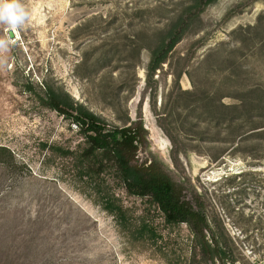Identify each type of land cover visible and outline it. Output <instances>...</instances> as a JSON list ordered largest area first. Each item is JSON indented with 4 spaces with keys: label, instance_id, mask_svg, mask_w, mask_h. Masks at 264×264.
Listing matches in <instances>:
<instances>
[{
    "label": "rangeland",
    "instance_id": "374dc122",
    "mask_svg": "<svg viewBox=\"0 0 264 264\" xmlns=\"http://www.w3.org/2000/svg\"><path fill=\"white\" fill-rule=\"evenodd\" d=\"M21 2L19 40L0 25V264L191 259L188 226L130 195L43 83L108 125H141L132 163L181 186L235 264H264V0ZM172 24L185 32L150 78L144 47Z\"/></svg>",
    "mask_w": 264,
    "mask_h": 264
},
{
    "label": "trees",
    "instance_id": "16d2710c",
    "mask_svg": "<svg viewBox=\"0 0 264 264\" xmlns=\"http://www.w3.org/2000/svg\"><path fill=\"white\" fill-rule=\"evenodd\" d=\"M211 1L205 0V5ZM184 32L185 29L178 30V26L172 24L155 46L144 47L150 54L147 68L150 78L165 63ZM43 87L52 110L74 120L93 149L112 154L119 167V177L130 195L152 199L166 220L188 226L192 233L191 259L188 264H193L198 257L201 261H218L222 264L237 262L232 251L226 250L213 234L211 239L208 238L211 229L202 207H194L182 195L181 186L171 180L162 169L157 170L155 162L146 167L132 163L139 145L141 125L132 127L130 123L126 126L128 119L122 126L108 125L84 106L74 103L67 94L57 92L48 83H43ZM25 91L32 92L31 85H25ZM6 152L10 154L8 149L0 147V155Z\"/></svg>",
    "mask_w": 264,
    "mask_h": 264
},
{
    "label": "clouds",
    "instance_id": "9594fccd",
    "mask_svg": "<svg viewBox=\"0 0 264 264\" xmlns=\"http://www.w3.org/2000/svg\"><path fill=\"white\" fill-rule=\"evenodd\" d=\"M29 12L21 0H0V25L11 29L22 28L29 19ZM10 41L0 38V66L6 61L3 54L8 51Z\"/></svg>",
    "mask_w": 264,
    "mask_h": 264
},
{
    "label": "bare ground",
    "instance_id": "6f19581e",
    "mask_svg": "<svg viewBox=\"0 0 264 264\" xmlns=\"http://www.w3.org/2000/svg\"><path fill=\"white\" fill-rule=\"evenodd\" d=\"M8 32H11V33H12V40H13V41H14V40H16V41L19 40L18 34H17V32H16L15 29H11V28H9V29H8ZM14 34L16 35V37H15ZM12 40H10V41H12ZM145 112H146V110H145ZM164 148H165V147H164V144L162 143L161 149L164 150Z\"/></svg>",
    "mask_w": 264,
    "mask_h": 264
},
{
    "label": "water",
    "instance_id": "95a60500",
    "mask_svg": "<svg viewBox=\"0 0 264 264\" xmlns=\"http://www.w3.org/2000/svg\"><path fill=\"white\" fill-rule=\"evenodd\" d=\"M11 37H12V33H11Z\"/></svg>",
    "mask_w": 264,
    "mask_h": 264
}]
</instances>
